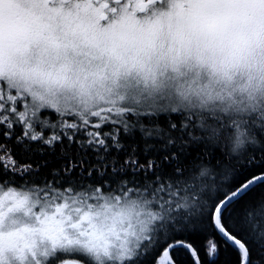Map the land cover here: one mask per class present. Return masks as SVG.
Listing matches in <instances>:
<instances>
[{
    "label": "snow or ice",
    "instance_id": "6c2138e0",
    "mask_svg": "<svg viewBox=\"0 0 264 264\" xmlns=\"http://www.w3.org/2000/svg\"><path fill=\"white\" fill-rule=\"evenodd\" d=\"M0 264H264V0H0Z\"/></svg>",
    "mask_w": 264,
    "mask_h": 264
}]
</instances>
